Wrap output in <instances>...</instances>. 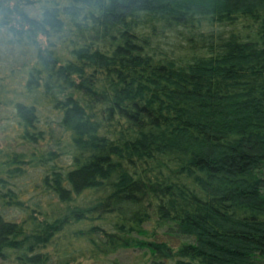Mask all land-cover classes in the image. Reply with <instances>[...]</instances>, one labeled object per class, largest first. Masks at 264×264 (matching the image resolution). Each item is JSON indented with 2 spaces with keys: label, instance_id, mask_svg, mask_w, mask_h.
Here are the masks:
<instances>
[{
  "label": "trees",
  "instance_id": "16d2710c",
  "mask_svg": "<svg viewBox=\"0 0 264 264\" xmlns=\"http://www.w3.org/2000/svg\"><path fill=\"white\" fill-rule=\"evenodd\" d=\"M129 249L264 264V0H0V260Z\"/></svg>",
  "mask_w": 264,
  "mask_h": 264
},
{
  "label": "rangeland",
  "instance_id": "374dc122",
  "mask_svg": "<svg viewBox=\"0 0 264 264\" xmlns=\"http://www.w3.org/2000/svg\"><path fill=\"white\" fill-rule=\"evenodd\" d=\"M163 238L167 236H162ZM0 264H12L0 260ZM80 264H147V254L143 250L129 249L103 257L97 261L84 260Z\"/></svg>",
  "mask_w": 264,
  "mask_h": 264
}]
</instances>
